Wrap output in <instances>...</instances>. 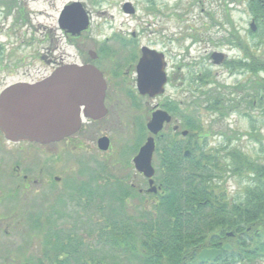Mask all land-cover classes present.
I'll return each instance as SVG.
<instances>
[{
  "label": "rangeland",
  "instance_id": "rangeland-1",
  "mask_svg": "<svg viewBox=\"0 0 264 264\" xmlns=\"http://www.w3.org/2000/svg\"><path fill=\"white\" fill-rule=\"evenodd\" d=\"M73 1L78 0H33L35 24L45 22L50 29L55 28L62 9ZM80 1L92 11V30L95 33L108 34L113 32L111 27H117L129 33L133 30L142 32L141 39L145 42L158 39L156 47L169 52V67L172 71L177 70L178 75V79L167 88V94L185 98L183 113L186 107H190V117H198L204 124V131L209 132L208 151H220L223 162H229L227 151L235 148L249 159L264 164V114L261 110L250 109L246 102H242L240 111L234 110L225 118H219L220 114L205 108L203 102L206 99L201 93L216 88L226 92L240 84L247 86L250 74L231 69V62L247 61L249 54L260 55L264 62V23L260 21L257 24L253 20L249 8L251 0H128L136 6L135 15L124 13L122 6L127 0ZM252 22H255L256 30L251 28ZM230 34L234 35L237 44L231 42L234 40ZM225 37L230 40L226 41ZM214 52H224L227 61L215 64ZM261 77H264L263 72L254 80ZM181 82H184L183 86ZM139 102L111 113L109 122L113 119L114 123L112 132L108 133L115 146L108 152H101L94 145L101 132L83 136L84 147L76 151L58 147L49 148L44 154L33 151L34 165H45L52 176L61 178V182L54 183L52 177L48 188L35 187L28 198L12 194L14 181L8 177L12 153L8 150L0 153V264H23L28 259L37 262L38 258L45 260L44 252L52 248L54 241L53 235L49 236L50 225L54 227L51 232L61 227L71 230L76 227L73 225L75 222H78V227L72 233L86 238L94 248L92 256L103 258L108 264H128L124 254L112 251L110 246L99 245L96 220L99 221L107 211L108 200H98L87 206L82 200L83 205L78 207L79 201L69 200L66 184L74 180L86 181L91 170L111 181L113 177H120L123 169L127 172L132 153L139 144L136 142V136L141 133L138 130L144 128L146 131L150 109L157 103L155 99ZM246 112L252 114L253 122ZM142 122L145 127L140 125ZM251 180L252 176L247 174L226 178L223 184L228 198H242ZM61 197L65 199L63 205L64 199L58 201ZM57 204L59 208L52 209V205ZM92 218L94 221L90 222ZM36 219L38 223H35ZM34 225L41 228L34 230ZM87 232H93L92 237ZM237 264H264V258L253 262L244 259Z\"/></svg>",
  "mask_w": 264,
  "mask_h": 264
},
{
  "label": "flooded vegetation",
  "instance_id": "flooded-vegetation-1",
  "mask_svg": "<svg viewBox=\"0 0 264 264\" xmlns=\"http://www.w3.org/2000/svg\"><path fill=\"white\" fill-rule=\"evenodd\" d=\"M73 2H80L89 16V26L81 32L64 29L59 23L60 16L58 25L53 29H50L49 24L45 22L35 24L33 0H0V96L11 85L34 84L49 77L55 69L65 64L93 65L103 74L106 82L104 109L89 116L86 108L81 106L80 126L70 131L72 133L62 139L44 143L25 138L11 141L0 129V153L11 151L13 158L8 175L14 181L12 194L28 198L33 194L35 187L48 188L51 185L50 178L52 177L54 183L61 182V178L57 175L52 176L45 165H34L33 151L44 154L49 148L55 147L65 151L66 149L76 151L84 147L83 136H87L91 132H95L96 135L97 132H101L94 140V145L101 152H108L115 146L112 136L108 133L112 132L114 123L113 119L109 122L111 113L113 114L114 110L118 112L119 109H124L136 101L155 99L157 103L150 109V117L145 123L146 131L144 128L138 130L141 132L139 136H136V142L139 144H137L136 151L132 153V160L128 163L127 172H124L123 169L120 177L112 179H117L122 185V206L123 210L127 212L125 214L136 217L145 211L153 212L166 194L164 183L167 181V175L170 174L168 167L186 164L187 161L184 158L191 155V150L188 148L189 132L184 133L188 131L186 120L192 119L189 115L190 107H186L185 113H183L185 98L167 94V88L174 80L178 79L177 70L172 71L169 67V52L156 47L158 39L145 42L141 39L142 32L133 30L129 33L117 27H111L113 32L108 34L95 33L92 30V11L88 9L85 2L80 0ZM126 3H131V5L125 6ZM122 8L127 15H135L137 11L136 6L128 0L123 3ZM146 48L154 52H146ZM145 53L151 55V57H146L147 61L153 66L155 65L156 68L158 62L164 64L165 92L155 97L150 94L143 95L139 90V65L145 57ZM37 63L39 64L36 65ZM183 85L184 82H181V86ZM156 110L166 111L171 116V120L164 123L163 129L157 135H153L148 130L147 124ZM140 125L143 127V122ZM151 136L155 140L153 153L155 174L152 184L151 179L146 177L143 172L138 171L134 163V158ZM105 138L109 142L107 150L100 147ZM43 163L46 161L43 160ZM92 172L93 170L90 171V173ZM94 173L96 174L93 182L96 186L98 174L96 171ZM101 177L103 178L102 175ZM74 182L76 181L66 184L67 191L70 192L69 185ZM94 185L93 187H95ZM223 205L225 206L226 202ZM244 234L247 236L246 233L242 234L236 229L214 234L212 238L215 242L212 246L203 247L197 253L198 264L224 263L226 251L230 252L228 257L230 262L234 258L238 260L240 252L232 249L234 244L240 246ZM226 245L231 247L225 248ZM212 248L222 250L219 257L215 260L200 261L201 251Z\"/></svg>",
  "mask_w": 264,
  "mask_h": 264
},
{
  "label": "trees",
  "instance_id": "trees-1",
  "mask_svg": "<svg viewBox=\"0 0 264 264\" xmlns=\"http://www.w3.org/2000/svg\"><path fill=\"white\" fill-rule=\"evenodd\" d=\"M249 8L253 20L257 24L260 21L264 23V0H251ZM230 35L234 40V35ZM228 39L225 37L226 41ZM231 42L238 43L237 40ZM246 60L229 65L237 72L250 74L247 86L240 84L226 92L217 88L201 92L206 99L203 102L205 108L220 114L219 118H225L231 111H240L242 102H246L250 109H260L264 114V77L254 80L259 73L264 75V62L260 55L253 54H249ZM245 114L253 122L252 114ZM197 118L186 120L191 155L184 160L188 164L168 167L170 174L164 183L167 191L153 212L145 211L136 217L125 214L122 185L117 179L105 180L98 174L95 186L96 173L89 172L86 181L75 180L69 185V200L79 201L78 207L83 205L82 200L85 201L84 206L108 200L107 211L99 221L96 220L99 245L110 246L112 251L124 254L128 264H198L197 253L203 247L212 246L214 234L235 229L247 234H244L240 246L234 244L232 249L240 252L239 259L234 258L230 262V252L226 251L224 263L212 264H237L244 259L253 262L264 258V164L249 159L235 148L227 151L229 162H223L220 151L206 149L209 132L204 131V124ZM243 174L252 176L251 183L245 187L242 198L229 199L223 183L229 176ZM63 199L61 197L58 201ZM112 203L115 205L112 206ZM52 207L59 208V204ZM92 221L93 218L90 219ZM73 225L77 228L78 222ZM36 228L41 226H35L34 230ZM51 228H54L53 225H50L49 236L53 235L54 241L52 248L44 252L45 260L38 258L35 262L28 259L23 264H108L105 259L91 255L94 248L84 236L72 233L75 228L61 227L54 232ZM88 235L92 237L93 232Z\"/></svg>",
  "mask_w": 264,
  "mask_h": 264
},
{
  "label": "water",
  "instance_id": "water-1",
  "mask_svg": "<svg viewBox=\"0 0 264 264\" xmlns=\"http://www.w3.org/2000/svg\"><path fill=\"white\" fill-rule=\"evenodd\" d=\"M126 3L125 6H130ZM60 25L71 32H81L89 26V16L80 2L67 5L59 19ZM251 28L256 30L255 22ZM146 52L150 51L148 48ZM148 53L139 65V90L152 97L165 92L166 74L163 62L155 65L147 61ZM147 57V58H146ZM214 63L219 65L226 59L223 52L212 54ZM106 82L103 74L93 65L65 64L55 69L51 75L34 84L18 83L7 87L0 96V129L11 141L29 139L36 142H49L70 135L81 123L80 108L84 106L87 115L104 109ZM171 116L164 110H156L148 122V130L157 135L169 122ZM185 134L188 131L184 132ZM108 139L100 144L108 149ZM155 140L151 136L134 158L136 169L151 179ZM226 245L225 248H230ZM221 249H204L199 254L202 262L215 260Z\"/></svg>",
  "mask_w": 264,
  "mask_h": 264
}]
</instances>
